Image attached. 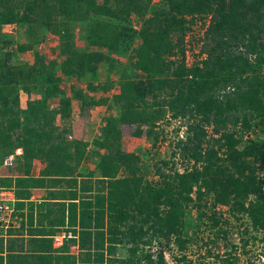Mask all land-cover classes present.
<instances>
[{
    "label": "trees",
    "instance_id": "obj_1",
    "mask_svg": "<svg viewBox=\"0 0 264 264\" xmlns=\"http://www.w3.org/2000/svg\"><path fill=\"white\" fill-rule=\"evenodd\" d=\"M200 18L210 20L201 59L187 66L186 36ZM70 23H81L88 45L97 49L77 50ZM2 25L25 28L27 42L0 54V189L15 193L18 210L34 190L44 189L39 220L50 228L12 224L7 238L0 236V264H168L172 244L188 250V208L210 196L214 207L246 216L264 231V142L258 139L264 133V0H0ZM48 32L60 37L63 61L36 51L33 62L19 63L17 51L35 50ZM102 65L108 66L104 81L98 79ZM62 76L87 81L91 94L118 90L110 99L75 92L86 119L106 101L118 110L106 118L92 152L82 130L73 137L75 131L57 124L59 117L71 118ZM21 92L39 98L22 108ZM54 98L60 100L57 110L49 106ZM166 115L186 126L173 158L191 167L180 172L168 160L157 162V187L145 180L148 163L123 151L121 140L124 126H134L132 136L157 146ZM100 151L96 169L81 172L82 163ZM9 157L12 165L5 166ZM35 162L45 165L39 176L32 175ZM19 166L17 174H2ZM206 216L219 225L220 218ZM63 233L72 237L54 248ZM155 238L161 240L153 253ZM123 245L129 256L120 258Z\"/></svg>",
    "mask_w": 264,
    "mask_h": 264
},
{
    "label": "rangeland",
    "instance_id": "obj_2",
    "mask_svg": "<svg viewBox=\"0 0 264 264\" xmlns=\"http://www.w3.org/2000/svg\"><path fill=\"white\" fill-rule=\"evenodd\" d=\"M161 0H154V4L159 3ZM209 19L202 20L197 19L193 25H191L190 31L186 36V64L187 66H193L195 63L199 62L200 47L202 45L201 39L205 33L207 25L209 24ZM85 26V25H84ZM0 26V54L4 56L5 52H16L17 46L27 42V34L25 28L18 26L3 27ZM70 28L74 34V44L79 51H92L97 48H92L88 45L85 37V27L81 23H70ZM8 40L13 44L6 42ZM60 37L51 33H46L44 40L39 45H36L35 50L21 53L17 51L18 62H33L35 52H40L45 55L48 60H57L62 62L63 58L59 56L60 51ZM140 40H137L136 46H139ZM129 58H123V62L128 63ZM60 74V72H58ZM108 75V66L102 65L99 68V80L104 81ZM113 79H117V75L112 74ZM61 89L65 92V96L72 99L71 107V118L67 122H63L59 117L57 119V124L61 128H71V131H75L72 134L75 137L80 130L81 138L86 142L90 143L89 150H94L93 141L96 138L103 136V129L105 126V120L107 117H117L118 110L115 105L110 101H106L104 105L95 107L91 110L89 118H84L81 116V102L75 97V92L82 89L86 95L95 96L96 99L99 98H112L113 94L117 93L118 90L115 88L108 94H104L99 91L91 94L87 90V81H80L76 77H66L62 76V82L60 84ZM39 98V95L33 93L31 97L25 93H20L21 107L26 108L29 99ZM49 106L53 110L60 108L59 98H54L49 100ZM162 122L158 131L160 134V141L158 145L153 147L151 141L145 138H137L132 136L134 131V126H124V134L121 140V147L125 152H135L141 154L144 160L143 164H147L150 172L145 176V180L154 184L155 186L160 185V178L155 176L153 173V165L157 162H162L163 160H168L171 162L169 168L174 166L180 172L184 171L186 168L191 167V164L187 161L182 160L180 157L176 159L173 158V152L178 150L176 147V142L179 138L185 135L186 126L183 121L169 120V115ZM165 116V117H166ZM263 127L260 126L258 131H261ZM261 133V132H260ZM259 133V134H260ZM75 135V136H74ZM79 135V134H78ZM80 136V135H79ZM69 140L72 137L69 135ZM251 137L258 138L257 135H252ZM250 136H246V139ZM259 140L264 142V133L259 136ZM103 151H100L99 155L93 154L87 162H83L81 166V172L86 170V173L93 172L96 169L97 161L101 159ZM15 156L13 155L12 158ZM15 159V158H14ZM37 172L41 166V162H35ZM161 164V163H160ZM44 165V164H43ZM45 166V165H44ZM34 168V167H33ZM19 168L3 169L2 174L9 175L17 174ZM164 169L168 170V167L164 166ZM38 174V173H37ZM35 175V174H34ZM96 176L98 174L96 173ZM261 176L264 178V171ZM213 198L207 197L204 203H199L197 205H191L187 211V219L189 221L188 227L186 229V236L190 238V243L188 250L182 253L178 250L177 246L172 244L173 253H166V262L168 264H264V231L256 230L248 217H238L231 216L228 213V209L224 206H213ZM206 204V207L205 205ZM203 207L200 208L199 206ZM213 214L220 218V223L217 226L211 225L210 220L206 215ZM228 222V223H226ZM225 228L228 234L222 237L221 231ZM4 228H0V236L7 238L8 232ZM60 237V236H59ZM28 237L26 238V241ZM161 239H154V246L151 249L153 253L157 251L159 242ZM165 243V241H162ZM61 245L54 243V248H60ZM233 246H236L233 247ZM145 252L150 250L149 248H144ZM74 254H78L75 247L71 249ZM209 252H212L211 256ZM117 256L120 258H125L129 256L127 248L125 245L120 246L117 250ZM141 254V253H140ZM186 254L188 257L183 261H177ZM216 255H219L217 257ZM177 258V259H176ZM109 264V262L105 263ZM114 264H116L114 262Z\"/></svg>",
    "mask_w": 264,
    "mask_h": 264
},
{
    "label": "crops",
    "instance_id": "obj_3",
    "mask_svg": "<svg viewBox=\"0 0 264 264\" xmlns=\"http://www.w3.org/2000/svg\"><path fill=\"white\" fill-rule=\"evenodd\" d=\"M2 26L8 28L11 25H2ZM3 27H1V28H3ZM35 164H37V163H34V165H33L34 168L32 169V175L33 176H39L40 171L44 168V165H43V163H41V166L39 168V172H37ZM46 197H47V192L44 189H36L32 192V197L30 198V201H26V203H25L26 205H25L24 209L18 210L16 208V204H15L16 215H18L17 216L18 222L12 228H50V226L47 224V222H45V221L42 222L39 220L40 211H41L40 207H41V204L45 202ZM66 202H67L66 204H68V201H66ZM32 207H33V209H32ZM31 214L33 215L32 222H30V220H29V216ZM22 224H23V226H22ZM60 228H67V226L60 227ZM58 236H60V235H58ZM58 236H56L54 239V243L56 245H57ZM59 245H62V244H59Z\"/></svg>",
    "mask_w": 264,
    "mask_h": 264
},
{
    "label": "built area",
    "instance_id": "obj_4",
    "mask_svg": "<svg viewBox=\"0 0 264 264\" xmlns=\"http://www.w3.org/2000/svg\"><path fill=\"white\" fill-rule=\"evenodd\" d=\"M5 166L12 165V158L5 159ZM1 173V168H0ZM16 196L12 190L0 189V228L7 230L12 224H16L18 217L15 209ZM68 237H72V234L63 233L58 236L57 244H63L64 240Z\"/></svg>",
    "mask_w": 264,
    "mask_h": 264
}]
</instances>
